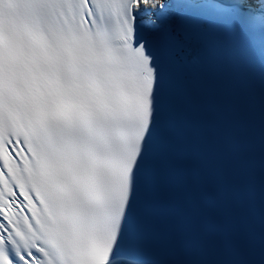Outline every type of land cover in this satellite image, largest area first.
<instances>
[{
  "label": "snow or ice",
  "instance_id": "6c2138e0",
  "mask_svg": "<svg viewBox=\"0 0 264 264\" xmlns=\"http://www.w3.org/2000/svg\"><path fill=\"white\" fill-rule=\"evenodd\" d=\"M180 8L0 0V264H264V235L219 262L165 258L148 240ZM247 93L264 154V62Z\"/></svg>",
  "mask_w": 264,
  "mask_h": 264
},
{
  "label": "bare ground",
  "instance_id": "6f19581e",
  "mask_svg": "<svg viewBox=\"0 0 264 264\" xmlns=\"http://www.w3.org/2000/svg\"><path fill=\"white\" fill-rule=\"evenodd\" d=\"M198 11V13H201L199 10H197ZM208 17H211V16H208ZM220 18H225V15H223V16H216V18H214V19H220Z\"/></svg>",
  "mask_w": 264,
  "mask_h": 264
}]
</instances>
